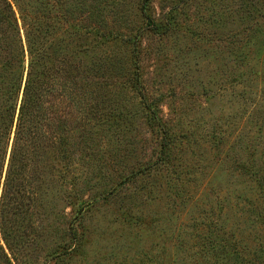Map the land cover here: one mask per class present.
Here are the masks:
<instances>
[{"label":"rangeland","instance_id":"obj_1","mask_svg":"<svg viewBox=\"0 0 264 264\" xmlns=\"http://www.w3.org/2000/svg\"><path fill=\"white\" fill-rule=\"evenodd\" d=\"M33 1L11 0L29 25L47 15L39 38L56 58L53 74L98 83L83 102L72 169L42 182V217L20 215L19 260L0 231V264H264V0H153L169 28L142 35L145 97L126 46L143 24L139 0ZM91 58L100 67L89 74ZM28 64L26 55L24 80ZM146 104L170 133L163 169ZM9 154L10 145L0 199ZM78 189L93 204L73 223Z\"/></svg>","mask_w":264,"mask_h":264},{"label":"trees","instance_id":"obj_2","mask_svg":"<svg viewBox=\"0 0 264 264\" xmlns=\"http://www.w3.org/2000/svg\"><path fill=\"white\" fill-rule=\"evenodd\" d=\"M33 2L34 6L41 8L40 0ZM152 3L153 0H139L143 24L126 42L134 65L133 87L144 97L145 94L141 89L142 76L138 70L142 35L147 31L162 33L169 28L153 16ZM17 6L20 16L17 15L11 0H0V48L5 52L4 54L0 50V185L10 145L0 199V231L10 249L13 244L20 242V234L17 230L20 215L34 217L38 213L42 217V211L45 214L44 199L38 191L45 184L42 182L50 179L53 181L57 177L59 179V176L62 177L66 171L72 169L77 153L75 146L85 138L83 102L87 99L90 102L89 98L93 97V90L96 87L94 85L98 83L97 81L86 86L74 76L66 78L61 83L59 77L53 74L56 58L51 57V51L41 44L44 42L39 38L44 32L43 25L47 15L39 14L34 20L36 23H31L30 27L26 22L30 16L26 8L20 4ZM42 7L44 8L43 5ZM113 40L114 38L106 35L104 42L111 43ZM16 42L22 43V51L14 46ZM74 47L76 52L80 51L78 46ZM26 55L29 57V64L24 80ZM93 59L91 58L89 62V69H86L89 74L94 70L98 71L100 67V63ZM63 61L66 64L72 63L65 59ZM1 71L10 74L14 72L16 77L10 74L2 75ZM80 85L85 90V95L79 91ZM59 87L63 88L61 92ZM146 106L151 114L150 119L155 121L162 135V146L153 167L163 169L169 166L172 160L170 133L158 113V108L148 104ZM80 190H74L73 195L69 193L71 198L69 204L76 208L73 223L93 204V199H86ZM71 233L73 238L76 237L75 231ZM68 248L65 244L61 245L56 249L58 252L56 254H65ZM12 251H14V259L19 260L13 248ZM7 259L10 261L9 258Z\"/></svg>","mask_w":264,"mask_h":264}]
</instances>
